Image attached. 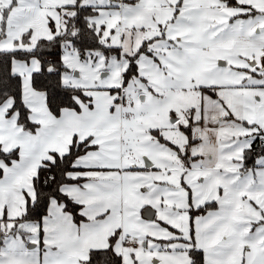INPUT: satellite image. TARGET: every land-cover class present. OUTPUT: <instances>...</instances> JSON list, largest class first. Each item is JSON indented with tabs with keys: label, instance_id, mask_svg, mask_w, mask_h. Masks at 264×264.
I'll list each match as a JSON object with an SVG mask.
<instances>
[{
	"label": "snow or ice",
	"instance_id": "obj_1",
	"mask_svg": "<svg viewBox=\"0 0 264 264\" xmlns=\"http://www.w3.org/2000/svg\"><path fill=\"white\" fill-rule=\"evenodd\" d=\"M0 264H264V0H0Z\"/></svg>",
	"mask_w": 264,
	"mask_h": 264
}]
</instances>
